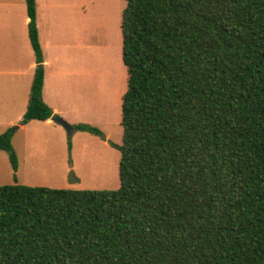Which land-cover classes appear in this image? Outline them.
<instances>
[{"label":"trees","instance_id":"obj_1","mask_svg":"<svg viewBox=\"0 0 264 264\" xmlns=\"http://www.w3.org/2000/svg\"><path fill=\"white\" fill-rule=\"evenodd\" d=\"M124 1L120 187L14 175L0 185V264H264V0ZM25 4L37 66L20 125L54 114L37 0ZM15 132L0 150L16 173Z\"/></svg>","mask_w":264,"mask_h":264},{"label":"rangeland","instance_id":"obj_2","mask_svg":"<svg viewBox=\"0 0 264 264\" xmlns=\"http://www.w3.org/2000/svg\"><path fill=\"white\" fill-rule=\"evenodd\" d=\"M71 4L75 13L61 11L59 18L63 14L64 22L69 18L78 46L71 55L69 48H63L51 57L53 66L60 67L62 72L59 89L62 95L65 92L61 100L66 105L61 117L71 126L86 123L98 127L106 140L83 131L74 130L69 134L56 122L45 126L33 120L25 124V129H20L24 125H20L17 110L14 124L9 128H16L12 144L19 168L15 173L8 154L0 155V185L13 184L15 175L18 183L28 186L77 190L120 187L121 153L111 144L121 145L123 135L121 106L128 73L122 61L121 20L126 2L72 0ZM60 31L65 32L63 25ZM55 129H61L66 135L63 146L61 133Z\"/></svg>","mask_w":264,"mask_h":264},{"label":"crops","instance_id":"obj_3","mask_svg":"<svg viewBox=\"0 0 264 264\" xmlns=\"http://www.w3.org/2000/svg\"><path fill=\"white\" fill-rule=\"evenodd\" d=\"M66 1L37 0V25L45 69L43 100L53 109L54 114L60 116L66 105L65 100H61L65 92L62 95L59 89L62 72L60 67L53 66L51 57L63 48H69L71 55L78 46V38L75 40L69 18L66 22L63 20L64 14L59 18L61 11L68 13L70 10L75 13L72 0ZM29 21L25 0H0V135L14 124L16 111L19 110L18 119H22L28 107L37 66L29 39ZM62 25L65 32L60 31ZM41 122L45 126L55 123L51 119ZM22 128L25 129L26 126H21L20 129ZM55 131L61 133L63 146L66 135L61 129ZM3 154L6 152L0 150V155Z\"/></svg>","mask_w":264,"mask_h":264},{"label":"water","instance_id":"obj_4","mask_svg":"<svg viewBox=\"0 0 264 264\" xmlns=\"http://www.w3.org/2000/svg\"><path fill=\"white\" fill-rule=\"evenodd\" d=\"M51 120L58 124H61L69 134L74 131V128L58 114H53Z\"/></svg>","mask_w":264,"mask_h":264}]
</instances>
